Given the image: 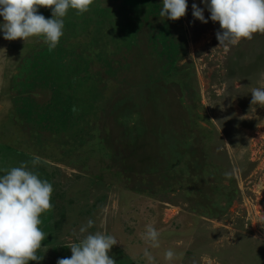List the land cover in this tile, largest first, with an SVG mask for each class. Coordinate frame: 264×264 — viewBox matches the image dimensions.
Returning a JSON list of instances; mask_svg holds the SVG:
<instances>
[{"label": "rangeland", "instance_id": "rangeland-1", "mask_svg": "<svg viewBox=\"0 0 264 264\" xmlns=\"http://www.w3.org/2000/svg\"><path fill=\"white\" fill-rule=\"evenodd\" d=\"M153 1L149 20L178 48L173 64L167 53L150 57L162 47L146 35L124 44L135 14L121 0H94L82 15L69 9L58 75L53 63L32 77L35 55L48 50L42 39L8 41L0 31V175L26 163L54 189L41 215L44 258L30 264L70 258L69 246L97 231L118 240L109 252L117 264H149L145 248L155 264H264V107L250 93L264 87V33L218 46L220 25L202 0H187L176 21ZM193 3L208 23L194 18ZM67 101L80 122L37 123L35 112H63ZM149 225L159 248L143 239Z\"/></svg>", "mask_w": 264, "mask_h": 264}, {"label": "clouds", "instance_id": "clouds-1", "mask_svg": "<svg viewBox=\"0 0 264 264\" xmlns=\"http://www.w3.org/2000/svg\"><path fill=\"white\" fill-rule=\"evenodd\" d=\"M94 0H0V31L8 41L17 39L25 43L30 38H40L54 50L64 32V17L69 9L82 15L90 10ZM213 22H218L220 31L216 38L218 46L225 48L238 44L242 39L251 40L255 33H264V0H202ZM51 9L52 18H46L39 9ZM187 0H163L159 16L176 21L186 15ZM192 14L202 23L205 19L204 9L192 4ZM6 54V49H0ZM251 105L264 107V87L251 89ZM215 121V120H214ZM32 165L40 163V157L31 161ZM235 171V169L233 170ZM233 171L225 172L230 178ZM53 185L42 180L37 172L29 170L26 163L6 169L0 175V264H30V261H41L38 250L45 240L41 230V215L54 206L51 203ZM94 226L89 219L80 233H87ZM73 235H76L74 232ZM143 239L151 248L160 247V233L153 226H147ZM118 243L115 236L97 231L88 233L78 242H73L71 257L60 258L57 264H117L109 256L112 247ZM144 257L149 264H155V257L144 249ZM173 249L164 252L166 261L176 258Z\"/></svg>", "mask_w": 264, "mask_h": 264}, {"label": "trees", "instance_id": "trees-1", "mask_svg": "<svg viewBox=\"0 0 264 264\" xmlns=\"http://www.w3.org/2000/svg\"><path fill=\"white\" fill-rule=\"evenodd\" d=\"M121 2H122L121 7H123V9L132 11L133 14H135L129 17L131 23H127L122 28V32L125 33L124 37L126 38L124 44L126 46L127 45L135 46L140 42V35H146L151 41V43L154 44V46L159 45L162 47L161 49H156L154 51V54L150 53V57L156 55L158 59H161L163 58L164 54L167 53V58L169 59L168 62H171L173 64L174 60L176 59L175 54L178 51L177 45L174 44V40L173 38L170 37V34L164 30V26H162V28L153 26V23L149 20L150 14L157 15L154 6L155 5L154 1L153 0H121ZM42 9L47 10V8L41 7L39 11ZM100 11L103 12V10ZM45 13H46L45 14L46 17L48 15L52 16L51 9L47 10V12ZM142 14H144L145 19H143ZM143 27L148 28L149 32L147 33L143 32L142 31ZM42 46L44 47L45 45ZM44 50L38 52L35 55L36 64L33 61L31 63L32 77L36 76L41 72H47L50 68H52L50 67V65H53V63L55 62L53 58L56 56L58 57V59L61 58L62 55L59 54L58 51L59 50L62 51L63 47L62 44L59 42L58 46L54 50L52 51H48L46 49ZM52 59L53 62H51ZM50 71L53 72L52 75L53 74L58 75L63 72V70L60 69L58 64H56V66H54V68H52ZM53 92L54 95L55 91ZM54 96L57 95L55 94ZM73 104H74L73 101H67V103L64 106L65 108L64 111L57 112L56 114H53L52 107L56 106L57 104L44 106V108L41 111L35 112L37 115V123L41 124L43 120H45L46 122H50L53 125L57 123L61 124V126L63 127V125L65 126V123L66 125L69 124V126H71L74 124V122H80L79 120L81 119L82 115H80L81 113H78L77 107H74ZM62 105H64V103ZM26 113H29L31 115L33 111L28 110Z\"/></svg>", "mask_w": 264, "mask_h": 264}]
</instances>
